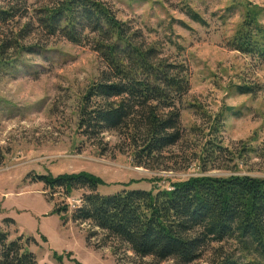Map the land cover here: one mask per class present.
I'll list each match as a JSON object with an SVG mask.
<instances>
[{
  "label": "rangeland",
  "instance_id": "374dc122",
  "mask_svg": "<svg viewBox=\"0 0 264 264\" xmlns=\"http://www.w3.org/2000/svg\"><path fill=\"white\" fill-rule=\"evenodd\" d=\"M54 1L26 0L27 18L0 25V149L5 156L0 163V224L15 222L7 228L12 240L20 235L33 238L28 247L39 264H177L138 257L92 224L74 222L71 214L87 192L70 197L52 193L35 177L87 172L103 180L98 190L102 195L134 189L156 192L200 176L264 178V60L228 45L247 5L264 8V0H100L121 20L141 29L148 42L157 43L163 56L189 68L191 89L180 104L185 137L165 153L158 169L137 167L119 132L89 139L80 130L81 100L104 69L89 46L51 37L31 22L21 42L31 51L2 50L4 41L15 46L12 39L33 10ZM185 5L208 25L192 21L183 11ZM241 84L256 87V93L241 95L235 87ZM216 115L224 119L223 146L234 153L250 151L228 165L231 170L204 172L196 159L204 143L197 130L207 126L206 116ZM66 205V216L54 213ZM234 248L232 243H214L192 264H213L220 250L232 253Z\"/></svg>",
  "mask_w": 264,
  "mask_h": 264
},
{
  "label": "trees",
  "instance_id": "16d2710c",
  "mask_svg": "<svg viewBox=\"0 0 264 264\" xmlns=\"http://www.w3.org/2000/svg\"><path fill=\"white\" fill-rule=\"evenodd\" d=\"M184 7L192 21L208 25L190 5ZM29 13L26 0H0V25L25 19ZM29 20L12 39L15 46L4 41L2 50L31 51L21 43L33 27L31 22L51 37L89 46L104 69L81 100L80 130L89 139L119 132L137 167L160 168L165 153L185 137L180 104L191 89L188 66L163 56L157 43L148 42L141 29L121 20L100 0H56L33 10ZM263 21L264 8L248 4L228 41L230 48L264 60ZM235 87L241 95H253L257 89L250 84ZM205 118L207 126L197 130L204 143L195 158L204 172L231 170L228 165L245 158L250 150L234 153L224 147L220 138L224 119L220 115ZM1 151L0 163L5 159ZM35 181L67 197L85 190L72 220L92 224L138 257L192 264L212 244L232 243L234 251L220 250L213 264H264V178L200 176L156 192L134 189L112 195L100 194L103 180L87 172L38 175ZM68 212L67 205L54 211L59 216ZM3 224L0 264H39L28 247L33 238L20 235L12 240L7 228L15 222L6 219Z\"/></svg>",
  "mask_w": 264,
  "mask_h": 264
}]
</instances>
